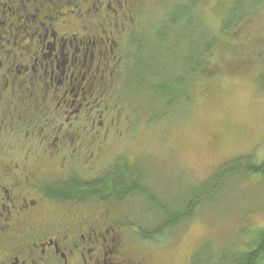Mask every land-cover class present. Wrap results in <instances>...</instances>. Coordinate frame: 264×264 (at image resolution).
I'll use <instances>...</instances> for the list:
<instances>
[{
  "label": "flooded vegetation",
  "instance_id": "1",
  "mask_svg": "<svg viewBox=\"0 0 264 264\" xmlns=\"http://www.w3.org/2000/svg\"><path fill=\"white\" fill-rule=\"evenodd\" d=\"M128 14L110 0H0V264H143L102 214L48 190L104 167L79 168L108 153L122 58L108 27Z\"/></svg>",
  "mask_w": 264,
  "mask_h": 264
},
{
  "label": "trees",
  "instance_id": "2",
  "mask_svg": "<svg viewBox=\"0 0 264 264\" xmlns=\"http://www.w3.org/2000/svg\"><path fill=\"white\" fill-rule=\"evenodd\" d=\"M110 1L114 8L119 5L122 10L129 9L127 16L120 17L122 24L112 20L108 27L119 30L115 49L120 47L122 51L110 105L129 103L133 111L141 112L146 123L153 120L147 118L146 101L160 100L169 108L168 115L182 104L187 105L193 79L197 75L207 78L215 70L212 60L219 58V47L227 42L223 37L237 36L242 25L264 6V0H217L215 12L220 24L214 31L204 20L203 0H127L126 6L121 0ZM229 1H234L232 7ZM154 11H158L157 15ZM129 17L135 21L127 24ZM82 21L92 22L91 17ZM260 52L262 65L257 80L264 90V47ZM253 155L243 154L221 163L207 178L193 182L185 195L173 203L158 197L147 166L122 152L112 153L99 174L84 179L74 172L48 190L53 196L85 202L82 207L88 215L102 214L98 223L114 227L128 256L152 264L153 256H148L151 251L161 248L171 233L187 225L202 207L214 205L227 178L250 174L264 177V160L256 162ZM133 196L141 197L151 208V215L143 221L138 222L135 216L139 208L126 203ZM237 236L231 244L224 245L211 238L203 240L185 264H264V224L243 227Z\"/></svg>",
  "mask_w": 264,
  "mask_h": 264
},
{
  "label": "rangeland",
  "instance_id": "3",
  "mask_svg": "<svg viewBox=\"0 0 264 264\" xmlns=\"http://www.w3.org/2000/svg\"><path fill=\"white\" fill-rule=\"evenodd\" d=\"M216 2H202L204 20L214 31L220 24ZM233 2L229 1L230 7ZM223 38L227 42L221 43L219 58L212 60L215 70L207 78L197 75L190 85V102L169 115V108L160 100L146 101L147 118H153L146 123L129 103L111 106V98L108 105L117 117L104 131L108 153L79 168L90 166V170L99 171L112 153L129 154L147 166L158 197L173 203L193 182L207 178L223 162L249 153L256 162L264 160V90L257 80L264 47V6L242 25L237 36ZM222 189L214 205L202 207L187 225L175 229L161 248L151 251L152 264H185L203 240L231 244L238 239L239 229L264 224V177L231 176ZM127 202L139 208L135 212L138 222L151 215L141 197L133 196Z\"/></svg>",
  "mask_w": 264,
  "mask_h": 264
},
{
  "label": "bare ground",
  "instance_id": "4",
  "mask_svg": "<svg viewBox=\"0 0 264 264\" xmlns=\"http://www.w3.org/2000/svg\"><path fill=\"white\" fill-rule=\"evenodd\" d=\"M143 42V41H142ZM144 51V50H143ZM176 210V209H175Z\"/></svg>",
  "mask_w": 264,
  "mask_h": 264
}]
</instances>
